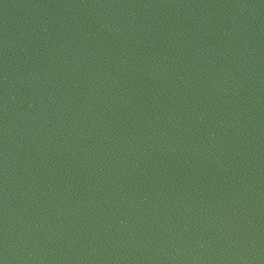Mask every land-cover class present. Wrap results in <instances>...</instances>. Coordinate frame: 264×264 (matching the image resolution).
I'll return each mask as SVG.
<instances>
[{"label": "water", "instance_id": "1", "mask_svg": "<svg viewBox=\"0 0 264 264\" xmlns=\"http://www.w3.org/2000/svg\"><path fill=\"white\" fill-rule=\"evenodd\" d=\"M0 264H264V0H0Z\"/></svg>", "mask_w": 264, "mask_h": 264}]
</instances>
